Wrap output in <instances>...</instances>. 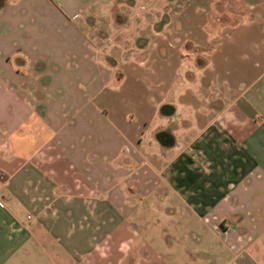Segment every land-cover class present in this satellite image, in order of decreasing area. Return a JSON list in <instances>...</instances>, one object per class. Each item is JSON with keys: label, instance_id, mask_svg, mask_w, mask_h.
Instances as JSON below:
<instances>
[{"label": "crops", "instance_id": "0c3cea01", "mask_svg": "<svg viewBox=\"0 0 264 264\" xmlns=\"http://www.w3.org/2000/svg\"><path fill=\"white\" fill-rule=\"evenodd\" d=\"M209 1L120 48L136 0H0V264H264V4Z\"/></svg>", "mask_w": 264, "mask_h": 264}, {"label": "rangeland", "instance_id": "374dc122", "mask_svg": "<svg viewBox=\"0 0 264 264\" xmlns=\"http://www.w3.org/2000/svg\"><path fill=\"white\" fill-rule=\"evenodd\" d=\"M158 3H148L146 0H136V5H119L117 8L121 12L130 13L132 18L127 28L122 27L127 20L120 19L122 32L125 37H119V46L122 43L134 46H142L145 40L154 42L156 36L154 30H160L169 24L173 17L183 10L191 0H158ZM264 4V0H210L209 1V30L215 34L216 41L225 36L233 27L247 21L257 11V8ZM102 26L105 35H110V39L103 41L107 43L118 42V38L111 35L117 33L118 28L111 25L108 20H102L98 26ZM135 45V46H136ZM142 241L147 243L153 241V237H145L144 230L137 228ZM192 242V238L190 237ZM191 248V243H188ZM136 263V261H135ZM172 264H175L174 262Z\"/></svg>", "mask_w": 264, "mask_h": 264}]
</instances>
